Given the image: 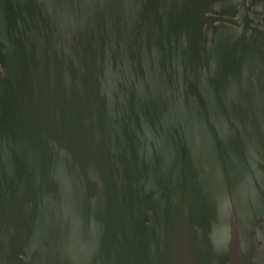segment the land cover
<instances>
[{"label": "water", "instance_id": "1", "mask_svg": "<svg viewBox=\"0 0 264 264\" xmlns=\"http://www.w3.org/2000/svg\"><path fill=\"white\" fill-rule=\"evenodd\" d=\"M234 5L0 0V264H264V36L205 17Z\"/></svg>", "mask_w": 264, "mask_h": 264}, {"label": "flooded vegetation", "instance_id": "2", "mask_svg": "<svg viewBox=\"0 0 264 264\" xmlns=\"http://www.w3.org/2000/svg\"><path fill=\"white\" fill-rule=\"evenodd\" d=\"M233 2L234 6L220 7L215 9V12L205 14L206 19L210 21V27L227 25L237 29L241 23L246 21L245 27L264 36V0H233ZM210 27H208V23L203 26V32L206 31L207 37L210 35ZM258 42H264V39ZM255 244L252 261L259 258L260 248L256 241Z\"/></svg>", "mask_w": 264, "mask_h": 264}]
</instances>
